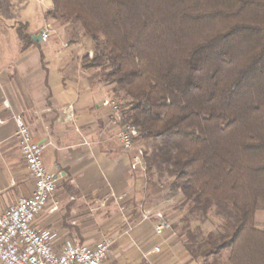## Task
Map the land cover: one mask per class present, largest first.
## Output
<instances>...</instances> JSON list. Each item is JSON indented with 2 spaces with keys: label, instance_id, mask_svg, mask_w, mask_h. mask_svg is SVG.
Returning <instances> with one entry per match:
<instances>
[{
  "label": "trees",
  "instance_id": "trees-1",
  "mask_svg": "<svg viewBox=\"0 0 264 264\" xmlns=\"http://www.w3.org/2000/svg\"><path fill=\"white\" fill-rule=\"evenodd\" d=\"M45 17L92 42L81 66L137 128L146 182L167 180L198 220L222 217L188 232L191 258L264 264V0H51Z\"/></svg>",
  "mask_w": 264,
  "mask_h": 264
},
{
  "label": "crops",
  "instance_id": "crops-1",
  "mask_svg": "<svg viewBox=\"0 0 264 264\" xmlns=\"http://www.w3.org/2000/svg\"><path fill=\"white\" fill-rule=\"evenodd\" d=\"M50 8L37 7L35 0H0V213L34 189L18 149L13 117L20 115L33 140L44 145L45 168L58 178L34 219L35 227L55 234L54 250L67 240L93 245L106 233L111 245L104 264H197L180 241L163 238L167 227L156 235L154 225L143 219L145 170L131 168L133 152L117 140L118 127L103 104L111 99L109 86L93 77L92 69L82 68V48L68 43L55 19L45 17ZM20 25L31 40L24 48ZM44 29L48 38L33 41ZM68 106L70 119L64 114ZM116 204L123 210L118 222L106 216ZM258 211L256 226L264 228Z\"/></svg>",
  "mask_w": 264,
  "mask_h": 264
},
{
  "label": "built area",
  "instance_id": "built-area-1",
  "mask_svg": "<svg viewBox=\"0 0 264 264\" xmlns=\"http://www.w3.org/2000/svg\"><path fill=\"white\" fill-rule=\"evenodd\" d=\"M43 40L48 38V30L41 31ZM91 56V53L89 54ZM111 109V124L117 126L116 137L121 147L133 152L131 168L144 169L143 149L135 147L137 128L122 121L120 104L113 99L103 102ZM66 119L73 115L72 107L64 108ZM19 154L34 179L31 195L21 196L0 213V263L1 264H104L110 250L111 239L105 237L93 245L77 244L67 240L60 251L52 247L55 234L34 226L35 217L44 209L49 197L57 187L58 178L48 171L41 153L44 145L33 140L28 126L20 115H14ZM143 219H154V232L161 235L167 224L158 209L144 208ZM159 251V247H154Z\"/></svg>",
  "mask_w": 264,
  "mask_h": 264
},
{
  "label": "rangeland",
  "instance_id": "rangeland-1",
  "mask_svg": "<svg viewBox=\"0 0 264 264\" xmlns=\"http://www.w3.org/2000/svg\"><path fill=\"white\" fill-rule=\"evenodd\" d=\"M36 6H42L43 8H48L51 5V0H35ZM56 29L61 31L66 38L68 43L77 42L83 50V54L92 53V42L82 35L81 29L78 25H68L65 24L61 19H55ZM54 25V26H55ZM72 28V29H71ZM72 30V33H71ZM90 50V52H88ZM93 77L98 78L100 72L98 69H92ZM111 86H109V89ZM139 148L144 149L145 145L139 143ZM146 179L148 175L146 174ZM146 194L147 198L141 201V209L144 208H158L162 212L163 218L167 224L166 231L163 234V238H168V241H180L183 246L188 242V232L199 233L198 239L202 236L207 235L210 232H217L221 229L223 220L222 217L216 212V209L212 207L207 213V217L204 220H198L193 215L187 213L186 206L181 202V195L172 191L169 188V182L165 179H156L154 177L150 178V182L146 185ZM117 205V204H116ZM111 207L106 216L109 220L114 219V222H118V218L121 217L119 212H122V209H118L117 206ZM96 213L102 212V210H94ZM258 211V210H257ZM264 221V208L259 209L258 219ZM116 220V221H115ZM151 222V225H154V219H146ZM263 226V225H260ZM104 226H99L98 231H103ZM262 228V227H261ZM97 232V231H96ZM95 233V232H94ZM104 234V235H103ZM101 240L105 237H109L106 233H102ZM168 250H172V247H169ZM197 264H200L199 261H196ZM220 264H226L224 258L220 261Z\"/></svg>",
  "mask_w": 264,
  "mask_h": 264
},
{
  "label": "water",
  "instance_id": "water-1",
  "mask_svg": "<svg viewBox=\"0 0 264 264\" xmlns=\"http://www.w3.org/2000/svg\"><path fill=\"white\" fill-rule=\"evenodd\" d=\"M41 33L37 34L36 36H32L33 41H41Z\"/></svg>",
  "mask_w": 264,
  "mask_h": 264
}]
</instances>
